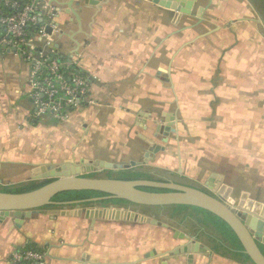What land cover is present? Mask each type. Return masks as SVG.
<instances>
[{"label":"crops","instance_id":"obj_1","mask_svg":"<svg viewBox=\"0 0 264 264\" xmlns=\"http://www.w3.org/2000/svg\"><path fill=\"white\" fill-rule=\"evenodd\" d=\"M69 1L40 2L33 42L86 77L88 101L64 120L37 117L31 65L0 43V190L51 179L33 175L61 164L103 161L130 165L104 174L151 168L179 183L206 184L216 172L234 203L244 191L264 202V22L250 0H195L178 18L160 0ZM90 205L0 218V264L30 245L44 264H253L199 208L153 224L91 218ZM177 229L203 248L173 253L187 242Z\"/></svg>","mask_w":264,"mask_h":264},{"label":"water","instance_id":"obj_2","mask_svg":"<svg viewBox=\"0 0 264 264\" xmlns=\"http://www.w3.org/2000/svg\"><path fill=\"white\" fill-rule=\"evenodd\" d=\"M74 0H70L71 4ZM97 3L99 0H84ZM195 0H160L162 5L170 6L176 10L178 18L181 13H190ZM262 21V19H260ZM1 27V24H0ZM172 118L167 119L164 129L171 130ZM163 132V130H161ZM164 133H168V132ZM137 166L136 163H131ZM128 164H113L96 161L94 165L75 166L65 163L51 169L50 173L36 172L33 179L51 180L42 186L25 191L0 190V218L15 217L19 223L25 216H29L35 209L50 205H81L83 202H92L88 209L89 216L106 218H123L157 224L159 219L142 213L136 208L139 206H173L187 205L202 208L223 220L233 231L242 247V251L253 264H264V202L253 199L248 192H243L234 204L232 198L233 188L223 181L222 175L212 173L205 187L186 183H179L172 179L157 180L150 178H121L105 174V169H127ZM94 173V174H92ZM152 189V190H151ZM155 189V190H153ZM159 189V190H156ZM75 190H93L103 193L80 200L58 201L54 198L61 192ZM120 199L129 204L103 203L104 200ZM63 214H74L71 209H63ZM180 237L187 242L175 249L173 253L197 252L202 244L196 237L180 229ZM193 255L190 254V260Z\"/></svg>","mask_w":264,"mask_h":264},{"label":"built area","instance_id":"obj_3","mask_svg":"<svg viewBox=\"0 0 264 264\" xmlns=\"http://www.w3.org/2000/svg\"><path fill=\"white\" fill-rule=\"evenodd\" d=\"M41 1L3 0L10 11L0 16V24L7 30L0 43L3 49L15 51L31 65V97L36 106V116L51 114L64 120L69 107L88 101V82L86 77L70 68L69 63L35 48L32 27L41 21V13H38ZM53 28L51 20L45 21L39 32L47 35L48 29ZM44 259L45 254L33 248L16 251L12 256L15 264H44Z\"/></svg>","mask_w":264,"mask_h":264},{"label":"trees","instance_id":"obj_4","mask_svg":"<svg viewBox=\"0 0 264 264\" xmlns=\"http://www.w3.org/2000/svg\"><path fill=\"white\" fill-rule=\"evenodd\" d=\"M10 9L5 7L4 4H3V0H0V16H2L4 13L6 12H9ZM38 28V24H35L34 27H32V31H35V29ZM0 31L3 32V35L4 36L6 33H7V30L4 26L1 25L0 27ZM73 66L70 65V68H72ZM120 176L121 178H125V179H129V178H150V179H154V177L152 176V174L142 170V169H129V170H122L120 173ZM111 175V173L109 174ZM51 179H47V180H44V181H39V182H36V181H33V182H30L26 185H23V186H20L18 188H13V189H10V191H25V190H29V189H32V188H36V187H39V186H42L44 185L45 183L49 182ZM157 180H164L162 178L160 179H157ZM152 190V189H151ZM155 190V189H153ZM156 190H159V189H156ZM103 193L101 192H97V191H93V190H75V191H65V192H61L59 193L54 199L55 200H58V201H66V200H80V199H84V198H89V197H92V196H98V195H102ZM110 202H115V203H125V204H129L127 201H123V200H120V199H115V200H104L103 203H110ZM90 204H93L92 202H83L81 203V205H90ZM51 206V205H50ZM137 207L136 208H140V211L143 212V213H153V212H158L159 210H165V208H169L171 209L172 211V215L171 217L174 215V213L177 211V210H183L184 208L186 207H190V206H187V205H173V206H139V205H136ZM192 207V206H191ZM198 208V207H196ZM201 210H203L209 217L211 218H214L215 220V224H216V227L224 234L226 235L228 238L231 239V241L235 244V245H238L240 246V243L238 241V239L236 238V236L234 235L232 229L223 221L221 220L220 218L214 216L213 214H211L210 212L202 209V208H199ZM151 211V212H149ZM165 219V218H163ZM34 246L30 245L28 248H33ZM34 249V248H33Z\"/></svg>","mask_w":264,"mask_h":264},{"label":"rangeland","instance_id":"obj_5","mask_svg":"<svg viewBox=\"0 0 264 264\" xmlns=\"http://www.w3.org/2000/svg\"><path fill=\"white\" fill-rule=\"evenodd\" d=\"M250 2H252V4L255 6L256 17L262 19V22H264L263 21L264 20V2H263V0H250ZM260 32L264 33L263 26L261 27ZM143 170H145L146 172L152 174V176L154 178H158V179L162 178L164 180L172 179V177H170L167 173H164V172L159 171V170L152 171L151 168H147V169H143ZM119 173L120 172H116V173H114L112 175L116 176V177H119L120 176ZM213 173H216V172H213ZM100 175L101 176H105L104 173H101ZM182 181L186 182V184L195 185V186H199V187H205L206 186L205 182L200 184V183H197V182H192L188 178H184V179H182ZM228 185L231 186V184H228ZM234 204L236 205V203H234ZM149 212H151V211H149ZM149 214H151L152 216H155L157 218H161V219L162 218H174V217L176 218V219L174 218L175 220H179L180 219V218H178L176 216H172L171 217V215H170L171 214V209H169V208H165V210H159L158 212H153V213H149Z\"/></svg>","mask_w":264,"mask_h":264},{"label":"flooded vegetation","instance_id":"obj_6","mask_svg":"<svg viewBox=\"0 0 264 264\" xmlns=\"http://www.w3.org/2000/svg\"><path fill=\"white\" fill-rule=\"evenodd\" d=\"M263 2H264V0H263ZM252 3V2H251ZM255 7V6H254ZM264 21V20H263Z\"/></svg>","mask_w":264,"mask_h":264}]
</instances>
